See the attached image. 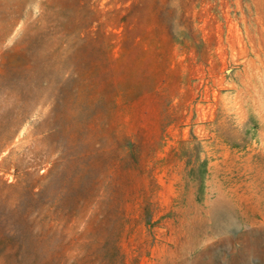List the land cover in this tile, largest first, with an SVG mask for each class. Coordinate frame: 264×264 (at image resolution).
Returning <instances> with one entry per match:
<instances>
[{
  "label": "rangeland",
  "instance_id": "374dc122",
  "mask_svg": "<svg viewBox=\"0 0 264 264\" xmlns=\"http://www.w3.org/2000/svg\"><path fill=\"white\" fill-rule=\"evenodd\" d=\"M0 264H264V0H0Z\"/></svg>",
  "mask_w": 264,
  "mask_h": 264
}]
</instances>
